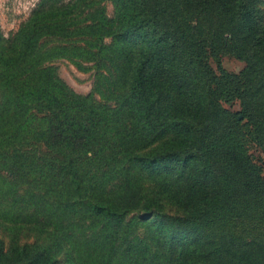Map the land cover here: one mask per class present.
Returning a JSON list of instances; mask_svg holds the SVG:
<instances>
[{
    "label": "trees",
    "instance_id": "trees-1",
    "mask_svg": "<svg viewBox=\"0 0 264 264\" xmlns=\"http://www.w3.org/2000/svg\"><path fill=\"white\" fill-rule=\"evenodd\" d=\"M93 1L41 0L8 38L0 32V169L42 175L22 193L38 205L29 214L17 211L19 190L2 194L8 180L0 184V216L8 217L0 225L36 235L9 245L0 238V264H58L63 246L80 256L86 215L112 241L120 212L136 203L139 188L129 183L137 172L173 183L184 217L162 223L179 235L176 264H264L263 167L249 152L264 153V2L113 0L109 19ZM78 5L88 23L72 32L120 53L116 89L104 101L95 98L97 83L86 95L69 88L39 47L77 23ZM224 55L245 67L225 70ZM235 102L237 111L225 106ZM108 172L123 176L118 202L94 188ZM129 241L123 252L133 256L134 243H145Z\"/></svg>",
    "mask_w": 264,
    "mask_h": 264
},
{
    "label": "rangeland",
    "instance_id": "rangeland-1",
    "mask_svg": "<svg viewBox=\"0 0 264 264\" xmlns=\"http://www.w3.org/2000/svg\"><path fill=\"white\" fill-rule=\"evenodd\" d=\"M41 0H0V32L2 37L8 38L14 31L19 28V25L26 21L32 11L37 7ZM75 0H59V4H69ZM264 2V0H262ZM95 6H100L104 9L105 16L113 19L116 11V4L113 0H94ZM264 5V4H263ZM87 9L80 11V6L74 7L73 13H76L77 23L67 24L61 27L66 30L65 33L57 35H46L40 39L39 47L44 53H49L48 64L55 68L56 75L74 92L82 95L89 93L95 83L98 84L99 92L95 93V98L104 101L103 94H109L116 89L114 84L118 76V57L120 53L113 47H100L94 44V39L88 40L85 34L76 30V34L72 32L73 28L82 27L86 22L81 19L84 17ZM88 23V22H86ZM111 36H104L102 44L109 46L112 44ZM46 63V62H45ZM222 67L233 73H239L244 67L245 62L237 59L232 55H224L221 58ZM214 67L215 65L212 64ZM110 102V101H109ZM232 111L239 110L238 102L232 105L225 104ZM43 113L39 112L37 116ZM250 154L261 163L264 175V153L261 150L251 145L249 147ZM3 168L0 158V168ZM130 176V175H128ZM129 186L132 188L138 187L134 200L136 203L131 205L129 211L120 212L122 217L119 219V230L117 235L112 237L106 236V231L100 229L101 223H97L92 215H86L84 223V243L81 247L80 256H71V253L63 249L57 254L58 264H108L103 258V250L105 257L109 258V264H161V255L164 254L168 263L176 264L180 257L179 235L168 228L163 227L169 225L170 217H180L183 220L182 205L170 195V190H173V183H164L156 179H148L147 175L139 172L130 176ZM42 179L41 173L36 170H26L19 177H13L10 170L0 169V184L8 185L4 188L2 194H10L13 190H19V207L17 211L29 214L33 209V204L30 200L23 197L22 193L29 188H34ZM123 185V176L119 172L107 173L103 180L99 183L94 182V188L102 191V196L105 198L111 197L118 202L121 194L117 195V188ZM128 186V187H129ZM38 191L39 189H34ZM213 200H218V195H213ZM1 203H3L1 201ZM148 206V207H146ZM38 207V205H35ZM151 208V209H150ZM166 216L164 221L162 216ZM183 215V216H182ZM72 220L73 216H69ZM8 217L0 216V220L6 221ZM172 219V220H174ZM171 220V221H172ZM10 221V219H9ZM11 222V221H10ZM164 222V223H162ZM7 224V223H5ZM168 228V229H167ZM18 236H15L13 230L8 231L5 226L0 225V238L7 245L17 238L16 243L33 242L36 238L31 232L27 236H23V230H17ZM215 234L210 232L206 238H212ZM145 240V243L135 242L133 252L125 254L123 247L131 244L129 240L135 238ZM124 238V239H123ZM181 238V237H180ZM109 241V242H108ZM210 241V240H209ZM213 245L214 242L210 241ZM182 263L181 261H179ZM183 264H187L184 263ZM192 264H211L207 258H202Z\"/></svg>",
    "mask_w": 264,
    "mask_h": 264
}]
</instances>
